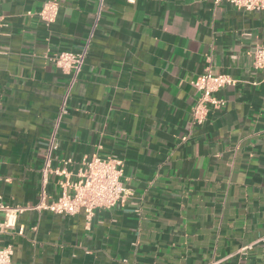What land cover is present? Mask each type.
I'll return each instance as SVG.
<instances>
[{
    "label": "crops",
    "instance_id": "1",
    "mask_svg": "<svg viewBox=\"0 0 264 264\" xmlns=\"http://www.w3.org/2000/svg\"><path fill=\"white\" fill-rule=\"evenodd\" d=\"M58 5L46 25L36 13ZM28 13H32L29 15ZM264 13L213 0L0 1V196L34 206L68 77L48 60L86 51L56 127L52 168L123 162L125 205L55 215L30 209L0 234L12 264H264ZM205 72L235 86L192 122ZM60 176L49 174L51 199ZM22 228V234H17ZM250 246L247 251L243 247Z\"/></svg>",
    "mask_w": 264,
    "mask_h": 264
},
{
    "label": "built area",
    "instance_id": "2",
    "mask_svg": "<svg viewBox=\"0 0 264 264\" xmlns=\"http://www.w3.org/2000/svg\"><path fill=\"white\" fill-rule=\"evenodd\" d=\"M3 1V0H0ZM132 2L133 0H128ZM214 4L226 3L230 6L245 11L264 13V0H213ZM58 5L55 1L46 2L37 18L46 25L51 24L57 15ZM32 15V13H28ZM86 51L69 52L60 51L48 58L49 62L58 68L63 75L68 77L67 92L59 110V116L50 135L45 154L42 173V183L38 193V202L34 206L8 205L0 196V234L13 231L17 227L18 217L27 210H43L55 215L74 216L83 213L85 220L90 222L98 209H112L125 205L131 193L123 182V162L121 159L108 156L83 157L75 173L68 168L72 165V159L61 161V167L52 168V153L57 150L56 127L61 117L66 113L65 105L67 94L78 79L81 72ZM253 67L264 70V47L256 46L253 51ZM237 80L227 74L212 75L205 72L198 76L191 85L199 93V97L191 109L192 122L201 125L206 120L210 110H217L223 105V101L217 98L216 93L225 88L235 86ZM49 174L60 176L61 193L55 199H51L46 191ZM17 234H22V228H18ZM264 240V238H263ZM250 246L243 247L247 251ZM11 246L0 244V264H12Z\"/></svg>",
    "mask_w": 264,
    "mask_h": 264
}]
</instances>
